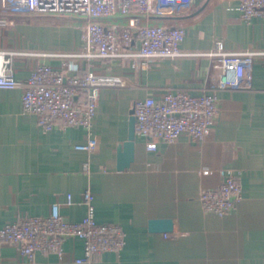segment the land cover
<instances>
[{"label":"crops","instance_id":"obj_1","mask_svg":"<svg viewBox=\"0 0 264 264\" xmlns=\"http://www.w3.org/2000/svg\"><path fill=\"white\" fill-rule=\"evenodd\" d=\"M78 19L36 15L0 25V52L13 54L19 80L48 63L72 66L69 74L93 70L125 81L101 90L94 121L98 147L92 152L75 147L87 141L84 128L57 121L44 130L36 116L23 112L22 87L0 88V227L47 215L56 201L68 220L81 221L87 213L82 195L90 188L96 220L118 223L127 234L123 249L104 252L97 264H264V20H242L240 0H193L190 10L148 20L184 27L183 54L136 66L132 56L88 60ZM104 21L127 24L126 17ZM217 40L230 52H258L253 88L217 90L218 120L202 141L182 135L149 150L136 134L134 160L119 170L118 146L128 139L136 100L179 89L195 95L209 90ZM138 46L134 41L131 52ZM224 168L240 171L243 197L220 216L203 209L200 194L220 184ZM153 218L172 219L178 233L166 238L151 231ZM63 247L61 253L36 251L29 257L0 241V264H80L84 240L68 236Z\"/></svg>","mask_w":264,"mask_h":264},{"label":"built area","instance_id":"obj_2","mask_svg":"<svg viewBox=\"0 0 264 264\" xmlns=\"http://www.w3.org/2000/svg\"><path fill=\"white\" fill-rule=\"evenodd\" d=\"M193 0H0V13L70 14L86 21L82 25L84 49L88 60H109L132 56L136 66L151 59L177 57L183 54L182 42L186 30L179 25L150 23L156 15L190 10ZM241 18L250 23L254 18L264 20V0H240ZM126 17L125 26L107 25L104 20ZM19 18L0 16V25L10 26ZM21 19V18H20ZM137 41L139 46L131 52ZM127 50V51H126ZM258 52L225 50L222 40L216 41L212 52V73L209 90L191 94L185 89L168 91L159 97L147 96L136 100V134L144 137L149 150H156L158 142H174L187 135L202 141L215 128L219 105L217 90L253 88L254 68ZM264 59V52H262ZM143 60V61H142ZM72 66L55 67L37 64L24 80L15 76L13 54L0 52V88L22 87V109L36 116L44 130H51L57 121L63 127L85 129L87 141L76 144L80 150L94 151L98 139L94 135V121L101 90L109 85H124L115 75L88 70L83 74H69ZM76 68V67H73ZM85 169L89 170L88 163ZM222 180L216 187L201 191L200 200L206 212L223 216L237 207L243 197L240 171L221 169ZM87 213L81 221L68 220L61 212L62 203H52L51 212L41 216H25L0 227V241L13 243L24 256L36 251L59 252L64 238L84 240V254L76 258L80 264H97L98 256L107 251L119 253L126 244V232L118 223H100L95 218L94 194L87 188L82 195ZM66 204H73L69 195ZM178 233L164 232V237Z\"/></svg>","mask_w":264,"mask_h":264},{"label":"water","instance_id":"obj_3","mask_svg":"<svg viewBox=\"0 0 264 264\" xmlns=\"http://www.w3.org/2000/svg\"><path fill=\"white\" fill-rule=\"evenodd\" d=\"M36 15H60V14H23V13H0V16L15 17V18H30ZM136 116L134 108L131 110L129 121V136L128 139L118 146V169L123 170L130 167L135 156V130ZM150 230L157 232H168L173 229V220L170 218H153L149 222Z\"/></svg>","mask_w":264,"mask_h":264},{"label":"rangeland","instance_id":"obj_4","mask_svg":"<svg viewBox=\"0 0 264 264\" xmlns=\"http://www.w3.org/2000/svg\"><path fill=\"white\" fill-rule=\"evenodd\" d=\"M25 19H27V18H19V19H17V20H15V22H22L23 20H25ZM76 22H77V24H79V25H84L85 23H86V21H84V20H81V19H78V20H76ZM54 30V29H53ZM46 34V33H45Z\"/></svg>","mask_w":264,"mask_h":264}]
</instances>
